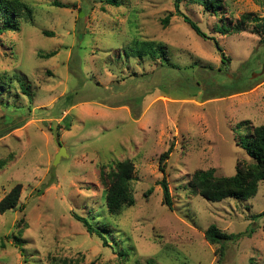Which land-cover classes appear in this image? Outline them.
Returning a JSON list of instances; mask_svg holds the SVG:
<instances>
[{
    "label": "rangeland",
    "instance_id": "1",
    "mask_svg": "<svg viewBox=\"0 0 264 264\" xmlns=\"http://www.w3.org/2000/svg\"><path fill=\"white\" fill-rule=\"evenodd\" d=\"M25 1L37 8L33 22L0 34V134L9 131L0 136V199L21 184L16 206L0 213V264H50L51 257L73 264H263L264 215H253L264 211V181L247 199L217 202L190 184L198 170L233 175L236 163L249 159L242 141L264 123V40L251 32L255 22L241 21L245 13L263 17L264 0H223L216 14L183 0L180 11L205 37L176 14L173 0H121L117 7ZM133 35L162 44L172 65L128 57ZM171 143L169 210L158 158ZM60 147L66 155L54 163ZM124 159L134 166V205L112 214L100 170ZM210 224L234 234L219 262L204 239Z\"/></svg>",
    "mask_w": 264,
    "mask_h": 264
},
{
    "label": "trees",
    "instance_id": "2",
    "mask_svg": "<svg viewBox=\"0 0 264 264\" xmlns=\"http://www.w3.org/2000/svg\"><path fill=\"white\" fill-rule=\"evenodd\" d=\"M183 0H173V5L177 15L181 16L183 21L188 24V26L194 30V32L205 37V33L200 29V27L191 20L186 14L182 13L179 9L180 3ZM192 3L199 5L203 12H212L216 14L217 11L222 7L223 0H189ZM105 4L110 6H119L122 4L121 0H103ZM51 5L54 7H68L69 5L61 3L59 1L53 0ZM36 9L32 3L25 0H0V20L2 27H0V34L7 31H19L21 25L24 23H32L36 17ZM172 13H168L162 20L163 26H167ZM251 13H245L242 15L241 21L250 20L255 22V26L251 29L252 33L262 35V40H264V21L263 17L253 16L250 18ZM223 33L228 32L226 27H220ZM230 30L234 32L240 31L239 26H234ZM42 33L46 36H52V33L46 30H42ZM131 44L134 45L131 51L126 55L128 57H139L149 56L152 59L159 58L160 66L172 65L167 56L166 50L162 44L156 43L154 41L139 40L133 35L131 39ZM215 46L221 56V61H228V57L224 54L223 50L219 46L218 42L214 39ZM55 51H51L45 54H40L41 57L49 58L55 55ZM24 94H28V90L24 87ZM21 125H15L17 128ZM65 128H70V123L68 119H65ZM12 130V129H11ZM7 132L1 133L0 136H4ZM58 137V133H56ZM242 147L245 150L248 160H240L236 163L235 173L229 176H216L214 169L198 170L195 171L192 180L191 188L196 194L202 196L208 201L217 202L225 198H236V199H247L258 192L260 182L264 181V123L254 126L250 135H248L242 141ZM173 150V143H171L168 148L163 151L158 158V168L162 172L163 177L159 181V185L162 190V204L165 205L169 210L173 209V199L169 189L168 181L166 179V162ZM3 162H0L2 165ZM105 168L109 170L105 171ZM134 166L130 159L115 160L108 164H102L100 170V178L105 186L103 191V196L105 200V206L109 213L117 214L123 208L130 207L134 205V200L130 193V181L132 179ZM21 191V184L16 183L1 199H0V213L3 214L8 210L13 209L19 199ZM151 189L148 190L150 192ZM264 215V211L253 215L254 218ZM74 217L82 223L86 228V231L92 234H96L105 243V237L99 231L92 226V224L80 215L75 214ZM14 245L23 252V245L21 239L16 236H11ZM234 237V234H228L221 229H219L215 224H210L204 231L205 241L212 246H215V252L218 255L217 262H219L225 251V242ZM122 256V252L119 253ZM125 256V254L123 255ZM50 264H73L72 259L66 257H51ZM133 264H142L139 261H135ZM143 264H156L152 260H147ZM185 264V263H183ZM264 264V263H263Z\"/></svg>",
    "mask_w": 264,
    "mask_h": 264
},
{
    "label": "water",
    "instance_id": "3",
    "mask_svg": "<svg viewBox=\"0 0 264 264\" xmlns=\"http://www.w3.org/2000/svg\"><path fill=\"white\" fill-rule=\"evenodd\" d=\"M62 155H66V151H65V149L63 147H60L59 152L56 154L54 163L58 162L60 156H62Z\"/></svg>",
    "mask_w": 264,
    "mask_h": 264
}]
</instances>
